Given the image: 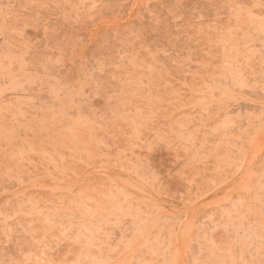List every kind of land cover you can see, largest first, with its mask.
<instances>
[{"label": "rangeland", "instance_id": "rangeland-1", "mask_svg": "<svg viewBox=\"0 0 264 264\" xmlns=\"http://www.w3.org/2000/svg\"><path fill=\"white\" fill-rule=\"evenodd\" d=\"M0 264H264V0H0Z\"/></svg>", "mask_w": 264, "mask_h": 264}]
</instances>
